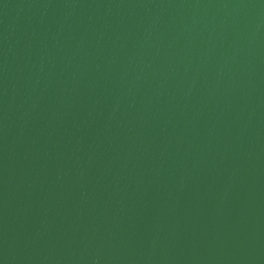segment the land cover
<instances>
[{"label": "water", "instance_id": "1", "mask_svg": "<svg viewBox=\"0 0 264 264\" xmlns=\"http://www.w3.org/2000/svg\"><path fill=\"white\" fill-rule=\"evenodd\" d=\"M0 264H264V0H0Z\"/></svg>", "mask_w": 264, "mask_h": 264}]
</instances>
